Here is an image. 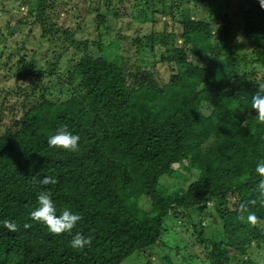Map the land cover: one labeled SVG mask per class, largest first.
<instances>
[{"label":"trees","instance_id":"trees-1","mask_svg":"<svg viewBox=\"0 0 264 264\" xmlns=\"http://www.w3.org/2000/svg\"><path fill=\"white\" fill-rule=\"evenodd\" d=\"M222 1L228 7L233 2ZM237 1L234 11L198 18L182 2L152 0L153 11L165 16V28L145 42L151 52L164 49L161 61L174 67L168 83L155 68L110 61L109 46L100 41H77L72 31L53 24L49 0L27 3L37 10L43 35L55 40L53 34L65 30V39L76 45L65 71L69 87L78 83L61 102L46 96L45 87L41 100L0 132V264H122L158 248L171 229L166 220L182 217L190 218L192 236L207 248L203 264H264V206L256 190L262 178L255 172L264 160V125L251 108L264 83V8L259 0ZM122 2L102 0L106 13L97 15L99 27L109 16L120 17ZM174 5L181 8L178 33ZM63 51L53 60L21 55L12 69L63 83L57 71L68 50ZM62 126L81 137L78 152L49 147V136ZM45 176L58 183L34 182ZM44 190L57 215L68 209L82 216L71 234L53 235L31 219ZM254 199L249 208L259 217L255 227L238 219L239 205ZM211 215L222 234L216 229L208 239L204 229L214 233L215 227L204 222ZM5 219L19 231L6 229ZM25 223L32 226L25 229ZM76 232L91 235V245L73 249ZM147 261L160 264L157 258Z\"/></svg>","mask_w":264,"mask_h":264},{"label":"rangeland","instance_id":"rangeland-1","mask_svg":"<svg viewBox=\"0 0 264 264\" xmlns=\"http://www.w3.org/2000/svg\"><path fill=\"white\" fill-rule=\"evenodd\" d=\"M31 1L36 0H0V132L2 133L12 128L14 123L22 117L24 107H29L41 100L40 96L43 95L45 87L49 86L50 89L46 92V96H53V101L60 100L61 102L67 97L66 91L78 83L75 80L69 87L70 76L65 71L72 61V55L77 50L76 45L69 44V41L65 39V30L56 35L53 34L57 41L50 40V35H43L41 23L37 18V10H31L27 5ZM166 1L168 4L172 2V0ZM176 2H182L183 8L190 10L192 14H197L198 18H207L210 12L225 14L234 11L238 3L237 0H233L230 9L228 4L224 6L222 0L211 2L176 0ZM150 3L152 0H123L120 17L114 19L109 16L100 27L97 23V15L101 12L106 13L101 7L102 0H49L48 16L57 27L72 31L77 41L91 40V43L100 41L103 45L109 46L106 53L110 61L113 60L119 65L125 62L132 69L140 66L155 68L162 82L168 83L174 67L161 61L164 49L158 46L154 52H151L145 42L147 37L162 33L165 28L163 23L165 16L155 13ZM157 8L161 7L157 6ZM173 8L175 20L172 26L173 30L175 29L178 33L181 31L178 22L181 18V8L177 9L176 5ZM153 12L154 15H152ZM60 39L66 40L67 44L60 42ZM137 40H142L144 44L140 45ZM115 44L117 47L112 48ZM244 45H248L247 41H244ZM65 49L68 50L67 55L57 68L63 78V83L58 84L55 77L38 81V79L31 78L27 72L24 74L16 68L12 69V64L21 55H27L28 58L37 56L39 59L53 60L57 54L64 53ZM9 60L11 63L7 65L6 62ZM206 65H209V62H206ZM174 168L181 169L183 172L179 165H175ZM164 181L177 184V180L172 178H165ZM189 221L190 218L184 219L183 217L177 223L167 219L165 225L171 229H168L165 234L163 243L158 248L134 254L122 264H144L153 258H157L158 263L161 264L162 257H166L174 264H190V261L191 264H203V261L207 259V248L197 242V235L192 236L194 228ZM208 224L215 228L214 233L208 227L204 229L206 238H213L217 230H219L218 233L222 231L215 216L211 215L207 218L204 227ZM184 229L191 232H183ZM190 257L193 259L190 260ZM194 257L195 261H193Z\"/></svg>","mask_w":264,"mask_h":264},{"label":"clouds","instance_id":"clouds-1","mask_svg":"<svg viewBox=\"0 0 264 264\" xmlns=\"http://www.w3.org/2000/svg\"><path fill=\"white\" fill-rule=\"evenodd\" d=\"M261 8H264V0H259ZM241 40L240 37L237 38ZM251 108L256 110V119L260 125H264V83H259L258 91L253 95ZM203 115V113H201ZM247 123V120L244 121ZM81 137L79 135H73L67 128L62 126L55 134L50 135L48 138V145L52 148L64 149L70 152L79 151V142ZM255 172L262 178L259 180L256 190L258 192V200L261 206H264V160H261L256 164ZM34 182H38L41 185H56L58 180L52 176H45L43 179ZM257 200H251L239 205L240 215L238 219L242 222L248 223L255 227L259 223V217L255 212L250 211L249 204L256 205ZM38 207L30 213L31 219L40 222L47 226L48 230L53 235H61L64 233H72V230L76 227L77 223L82 220V216L79 214H73L70 210L64 209L62 214L57 215L55 204L51 198V193L47 190L41 191L38 194ZM3 226L10 232L19 231V225L9 219L2 221ZM32 225L29 223L24 224V228L28 229ZM93 237L91 235L85 236L83 233L76 232L70 241L73 249L82 250L86 246H90Z\"/></svg>","mask_w":264,"mask_h":264}]
</instances>
